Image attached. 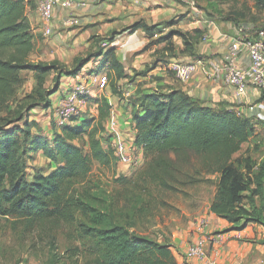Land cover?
I'll list each match as a JSON object with an SVG mask.
<instances>
[{"label":"trees","instance_id":"16d2710c","mask_svg":"<svg viewBox=\"0 0 264 264\" xmlns=\"http://www.w3.org/2000/svg\"><path fill=\"white\" fill-rule=\"evenodd\" d=\"M228 1L233 7L241 6L236 15L248 17V21L231 19L232 25L248 22L258 26L255 14H264V0ZM33 7L32 0H0V216L17 215L40 228L73 226L92 255V264H177L170 243H160L138 230L136 215L142 209L133 206L135 197L124 199L119 191L107 194L104 190L91 195L93 187L87 176L92 163L97 162L102 170L111 173L117 165L105 127L110 109L105 99L90 101L97 108L96 117H72L51 139L32 134L36 124L29 121V112L36 107L49 108L50 96L58 90L61 78L75 76L92 57L91 53L75 57L70 68L57 60H31L36 35L28 12ZM175 23L168 20L149 25L141 19L124 31L145 34L147 43L139 52L165 43L158 53L168 60L177 54L198 58L196 50L203 31L169 28ZM115 34L113 31L105 40L112 42ZM174 36L182 40L183 47L178 51ZM100 54V65L108 69V85L117 94L115 82L128 75L113 47L103 53L101 49ZM151 68L133 74L145 75ZM21 71L33 73L36 89L17 99L16 92L23 81ZM51 76L52 86H45ZM155 81L156 85L132 102L130 124L133 144L142 148L146 160L152 158L149 174L160 185L172 189L157 169L160 163L168 166L164 156L179 151L200 154L194 174H215L216 190L208 210L226 220L231 229L239 230L248 223L264 226V140L254 144L252 151L247 145L242 147L254 133L264 138V121L204 106L181 88L162 84L161 79ZM263 100L264 96L258 99ZM83 136L87 137L86 152L74 142ZM37 151H42L55 166L47 174L27 172L26 161L33 159ZM186 176L190 183L196 181L192 174ZM96 195L101 199L95 201ZM50 245L55 255L57 247L53 241ZM76 250L73 255L79 254L80 248Z\"/></svg>","mask_w":264,"mask_h":264},{"label":"crops","instance_id":"0c3cea01","mask_svg":"<svg viewBox=\"0 0 264 264\" xmlns=\"http://www.w3.org/2000/svg\"><path fill=\"white\" fill-rule=\"evenodd\" d=\"M83 1L87 3V6L84 8L57 9L53 21L54 33L52 34L51 46L47 45V48L49 46L50 49H45V52H41L43 56L49 54L48 56L51 58H45V56L44 58L41 56L38 58L42 61L57 60L63 63L64 55H61L60 52H63L65 49L64 51L68 53L73 52L71 56L73 57L71 60L72 64L75 57L85 56V51H92L91 59L81 70L75 76L66 77L67 84L65 87L63 88V84H60L58 90L50 96L52 109L66 89L76 85L83 78L90 79L95 74V72L90 73V71L91 69H95L96 61H99L102 57V54L99 55L98 52H95V41L98 38H101L98 44L103 48L102 53L107 46L113 47L115 57L122 64L125 73L128 75L127 77H131L133 76V71L144 70L145 65L149 64L152 58H155L157 52L155 53L156 46L139 52L147 43L145 34L141 31L129 33L128 30L124 31V29L134 21L141 19L149 25L174 20L176 23L169 28L181 31L201 29L203 31L202 36H207L205 40H200L196 50L197 55H199L198 58L203 60L204 65L190 81L181 83L176 80L178 86H175L184 90L190 97L202 102L204 106L225 108L245 118L255 120L250 115L247 104L263 97L264 90L259 93L256 91L249 92L242 101L238 102L233 96L232 86L226 84L219 77L211 78L213 67L219 65L218 63L221 62L222 55L228 47L230 37H237L240 34V28L241 30L248 31L251 28L249 24L248 26L241 25L236 27L232 24L228 25L207 19L196 14L188 4H185L184 8H181L180 3H177L179 0H148L137 4L133 3L132 0ZM181 1L186 3V0ZM32 2L34 7L28 12V19L32 27H38L37 30L40 32L42 31L43 23L37 11V0H32ZM177 12L181 15H175ZM68 15L76 18V24L71 26L64 24V20ZM169 28L164 29L168 30ZM113 31H116V34L112 42L108 43L105 37ZM34 32H37L36 29H34ZM173 43L176 51L182 49L183 44L180 38L174 36ZM34 48H36L35 42ZM34 51L35 49L31 52V55H33ZM177 57L182 61L194 59L186 55ZM241 57L243 63H247L246 54L243 53ZM104 69L108 70L107 68ZM146 74L148 77L149 71ZM145 75H136L134 85H127L124 82L127 77L117 80L115 82L116 89L119 91L117 94L112 92L110 84L103 91L96 89L94 85H90L91 100L100 97L105 99L110 106L108 121L105 123V127L108 133L107 136L110 137L111 141L124 139V137L130 136V134L132 140L134 139V131L130 126L132 102L140 93L148 92L153 86L150 84L138 85V82L146 79ZM161 83L164 84L166 81ZM57 94L59 97H57L54 103L53 98L55 99ZM36 108H41L42 111L49 109L43 107ZM31 112H33V109ZM28 118L29 121L36 124L35 127H32L33 135H41L47 139H51L54 132H59V130L51 126L49 118H43L41 122L35 117L30 118L29 114ZM110 120H114V126L110 125ZM38 154L43 156L42 151H37L34 156L36 157ZM136 155L138 159L144 156L142 148L136 149ZM201 218H204L207 222L205 233L220 234L219 240L216 242L211 241L207 244L210 254L214 255L218 261L223 264H264V226L248 223L239 230L231 229L226 220L217 217L208 209L205 210ZM200 236L201 230L198 228L197 223L190 221L186 222L184 226L174 233L169 243L177 264L181 260H186L185 255L189 245ZM186 261L187 264H203V261L197 258H189Z\"/></svg>","mask_w":264,"mask_h":264},{"label":"rangeland","instance_id":"374dc122","mask_svg":"<svg viewBox=\"0 0 264 264\" xmlns=\"http://www.w3.org/2000/svg\"><path fill=\"white\" fill-rule=\"evenodd\" d=\"M188 1L189 0H186L185 3L179 0L177 3H180V7L184 8L183 6L188 4ZM192 2L193 6L201 12V16L207 19L226 23L228 25L232 24L231 19L248 21V17L241 19V17L235 14V12L241 9V6L237 4L233 7L231 1L192 0ZM188 6L190 5L188 4ZM175 15L178 16L181 14L177 12ZM255 16L259 19V22H256L258 26L255 27V25L248 22H246L247 24H243L247 26L249 24V26H251L248 31L252 32L264 27V14L256 13ZM37 28L38 27L34 28L37 31L34 32L36 35V48H34L35 51L33 55L29 57L31 60H37L39 56L42 58H44V56L45 58H51L48 56L49 54L43 56L41 52H45V49H50L49 46H51L53 37L52 35L51 37L43 36L42 31H40V33ZM100 39L101 38H98L95 41V52L98 53L103 49L100 44H98ZM47 45H49L48 48ZM164 47H166L165 43L156 45L155 53H157L155 58H152L150 63L145 65V68L152 66L149 70L150 74L148 77L146 74V79L141 80L142 82H138V85L150 84L154 86L156 85L155 80L161 79L162 82L166 81V84L170 86H178L176 79L167 66L170 60H168L165 55L158 53L164 49ZM64 50L60 52L61 55H64V61L61 64L70 68L72 66L71 60L73 57L71 56L73 52L71 51L68 53ZM91 52L92 51H85L84 54L86 55ZM177 56L182 55L177 54ZM177 56L174 57V59L180 60ZM96 62L95 69H91L90 73L95 72L93 76L99 73H106L107 70H103V68H107V66H101L100 60ZM20 76L23 81L16 92L17 99L31 92L33 93L36 89V81L32 72L21 71ZM135 76L136 75L133 74V76L127 77L124 82L127 85H134ZM60 83L63 84L64 88L67 84L66 77L61 78ZM52 84L51 76L46 80L45 86L51 87ZM57 97H59L58 94L55 99L53 98L54 103ZM98 99H100V97H98ZM52 112V106L46 109V111H42L41 108H35L33 112H29V115L30 118H37L39 122H41L43 118H49L51 126L54 127ZM82 115L90 117L95 115L94 117H96L98 115L97 108L89 104L87 110ZM18 124L20 123H15V125ZM11 127L12 125L7 128L11 129ZM56 130H59V128H56ZM262 140H264L263 136L254 133L242 147L244 149L247 145L252 151L254 144ZM74 142L82 147L84 152L88 150L87 137L83 136L80 139H76ZM164 158L168 162V166L165 168L163 164L160 163L157 167L158 173L159 176L162 177L161 179L165 180L173 187L172 189L160 185L159 181L155 180V178L149 174L151 171L150 162L152 158L146 160L144 156H142L138 159L137 155L132 164L117 163L113 173L102 170L97 162H93L87 180L90 181L89 185L93 187L91 195H93L94 191L99 193L101 190H104L107 194L119 191L122 195L121 197L124 199H129L132 196L135 197L136 199L133 206L137 209H142V212L136 215V226L138 230L149 234L160 243H169L174 233L184 226L186 222L190 221L195 223L196 220L201 218L205 210L208 209L216 188L214 180L215 174L208 175L207 177L203 174H194L195 167L201 158L200 154L191 151H179L167 154ZM26 163L28 173L40 171L43 174H47L55 167L49 163V160L39 154L36 155V157L34 156L33 159L27 160ZM187 173L190 175L192 174L193 179L196 181L190 183V180L186 176ZM187 180L189 182H187ZM179 181H185V184L181 185L178 183ZM95 186H97L96 189H94ZM75 187L80 188L81 186L76 184ZM99 199H101V195H96L95 201ZM40 227L17 215L7 214L0 216V264H92L91 261L93 257L89 254L90 252L87 250L84 240L73 231V226H62L56 230L49 228V226L45 228ZM52 234H55V236ZM52 241L57 247L55 255L52 254L50 245ZM77 247L80 248V252L78 255H73L77 252Z\"/></svg>","mask_w":264,"mask_h":264},{"label":"built area","instance_id":"2783aa9c","mask_svg":"<svg viewBox=\"0 0 264 264\" xmlns=\"http://www.w3.org/2000/svg\"><path fill=\"white\" fill-rule=\"evenodd\" d=\"M148 0H132L133 3H144ZM173 1V0H171ZM192 10L201 15V12L193 6L192 1H188ZM87 3L83 0H37V11L42 20V35L51 36L54 32V18L57 9L68 10L73 7L84 8ZM76 18L67 16L65 25L76 24ZM239 35L229 39L228 47L222 55L219 65L213 67L211 78L219 77L226 84L233 87V96L240 102L249 93H257L264 90V28L254 31L239 30ZM207 38L203 36V40ZM245 53L247 63H243L241 55ZM204 65L201 58H194L189 61H181L171 58L168 68L174 78L186 83L190 81ZM90 85L103 91L108 86L106 73H99L91 76L90 79L83 78L76 85L65 90L63 95L57 100L52 116L57 128L70 122V118L81 116L88 108L92 95ZM247 109L255 120L264 121V100L254 101L247 104ZM110 125L114 126V120H110ZM117 163L132 164L136 157V147L130 136L124 139H115L110 143ZM201 236L188 247L185 259L197 258L203 264H223L211 255L207 249V244L211 241L219 240V233H205L207 222L204 218L196 220ZM186 260H181L178 264H187Z\"/></svg>","mask_w":264,"mask_h":264}]
</instances>
